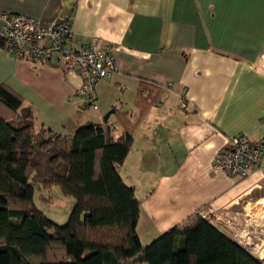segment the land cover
Wrapping results in <instances>:
<instances>
[{"label": "crops", "instance_id": "1", "mask_svg": "<svg viewBox=\"0 0 264 264\" xmlns=\"http://www.w3.org/2000/svg\"><path fill=\"white\" fill-rule=\"evenodd\" d=\"M2 12L43 25L69 18L74 47L115 48L96 109L55 60H16L0 47V84L31 107L36 131L71 135L114 107L112 135L132 136L117 169L140 200L142 245L206 214L264 264V153L244 178L213 167L235 134L264 139V0H0ZM220 212L233 214V233Z\"/></svg>", "mask_w": 264, "mask_h": 264}, {"label": "trees", "instance_id": "2", "mask_svg": "<svg viewBox=\"0 0 264 264\" xmlns=\"http://www.w3.org/2000/svg\"><path fill=\"white\" fill-rule=\"evenodd\" d=\"M114 111L71 135L36 131L31 107L0 84V264H262L199 215L142 245L140 200L117 169L132 136L112 135L107 122ZM35 184L58 186L73 198L64 224L34 205Z\"/></svg>", "mask_w": 264, "mask_h": 264}, {"label": "built area", "instance_id": "3", "mask_svg": "<svg viewBox=\"0 0 264 264\" xmlns=\"http://www.w3.org/2000/svg\"><path fill=\"white\" fill-rule=\"evenodd\" d=\"M0 36L5 40V50L14 59L45 63L55 60L64 76L77 75L80 78L78 94L92 109L97 108L96 85L111 77L117 69L112 45L94 41L74 47L70 21L65 17L43 25L36 18L2 12ZM263 153V138L252 139L238 133L218 152L213 167L230 176L244 178L260 167ZM199 216L204 218L206 214ZM213 217L219 222L225 221L233 233V214L220 212Z\"/></svg>", "mask_w": 264, "mask_h": 264}, {"label": "rangeland", "instance_id": "4", "mask_svg": "<svg viewBox=\"0 0 264 264\" xmlns=\"http://www.w3.org/2000/svg\"><path fill=\"white\" fill-rule=\"evenodd\" d=\"M33 203L50 220L57 224H64L67 221L74 200L72 197L64 195L58 186L44 189L35 184ZM29 261L35 263L38 259L30 257Z\"/></svg>", "mask_w": 264, "mask_h": 264}]
</instances>
